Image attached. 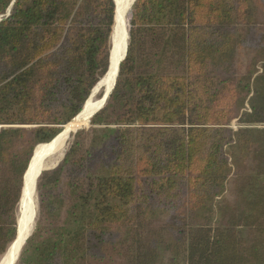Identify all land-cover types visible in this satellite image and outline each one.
I'll list each match as a JSON object with an SVG mask.
<instances>
[{
	"label": "trees",
	"instance_id": "16d2710c",
	"mask_svg": "<svg viewBox=\"0 0 264 264\" xmlns=\"http://www.w3.org/2000/svg\"><path fill=\"white\" fill-rule=\"evenodd\" d=\"M10 5L0 258L31 165L108 71L115 16L114 0ZM129 18L106 104L37 180L17 263L264 264V0H135Z\"/></svg>",
	"mask_w": 264,
	"mask_h": 264
},
{
	"label": "bare ground",
	"instance_id": "6f19581e",
	"mask_svg": "<svg viewBox=\"0 0 264 264\" xmlns=\"http://www.w3.org/2000/svg\"><path fill=\"white\" fill-rule=\"evenodd\" d=\"M133 0H114L115 4V16L114 25L112 32V64L113 69L109 74L108 79L104 80L103 83L106 86V92L110 90V86L113 85L114 73L116 70L117 62L123 55L126 35H127V19L129 18V11ZM101 85V84H100ZM99 85V86H100ZM98 86V87H99ZM98 87L93 91L97 92ZM112 87V86H111ZM100 94V93H99ZM102 102L95 100L92 96L87 100L84 105L83 112L78 115L71 124L64 127L61 134L54 140L50 145L46 146L36 157V160L28 174L27 183L23 187L22 199L20 202L21 212L18 219V237L15 243L8 249L6 254L0 260V264H13L18 253V250L26 238L27 234L30 232L32 223L34 220L35 206H34V183L36 174L39 170L44 157H53L51 161L47 163L46 166H50V163L62 154L69 135L80 126H85L88 124L89 117L98 110ZM37 149V148H36ZM58 161V159H57Z\"/></svg>",
	"mask_w": 264,
	"mask_h": 264
},
{
	"label": "water",
	"instance_id": "95a60500",
	"mask_svg": "<svg viewBox=\"0 0 264 264\" xmlns=\"http://www.w3.org/2000/svg\"><path fill=\"white\" fill-rule=\"evenodd\" d=\"M134 1L135 0H133L132 1V4L134 3ZM132 4H131V6H132ZM10 8H11V6H10ZM10 8L7 10V13H6V15L4 16V17H0V22L2 21V19H4V18H7L8 17V15H9V11H10ZM131 8V7H130ZM127 41H128V30H127V35H126V41H125V46H124V51H123V55L121 56V58H120V60L117 62V65H116V70H115V73H114V78H113V85H111L110 86V90L108 91V92H106V86H105V84L103 83V81L106 79H108V77H109V74L112 72V69H113V64H112V60H111V58H112V45H111V54H110V62H109V68H108V71H107V73H106V75L102 78V80L98 83V85H97V87H98V90H97V92H99L100 90H103V95H102V97L100 98V99H96L95 98V92H92V94L90 95V97L92 96L94 99H96L97 101H100V102H102L101 103V105H100V107L98 108V110L97 111H95L90 117H89V120L92 118V116L93 115H95L99 110H101L102 108H103V106L106 104V101H107V99L109 98V95L111 94V91H112V89L114 88V85H115V81H116V77H117V74H118V69H119V64L122 62V60L124 59V57H125V54H126V48H127ZM96 87V88H97ZM94 91V90H93ZM96 92V93H97ZM89 97V98H90ZM88 98V99H89ZM87 102V101H86ZM85 105V104H84ZM83 109H84V106H83V108H82V110H81V112L78 114V115H80L82 112H83ZM78 115L76 116V117H78ZM75 117V118H76ZM74 118V119H75ZM73 119V120H74ZM72 120V121H73ZM89 120H88V123H89ZM71 121V122H72ZM3 126H0V129L2 128ZM75 133V132H74ZM33 157H34V155H33ZM33 157H32V159H33ZM53 157H48V156H46V157H44V160H43V162L41 163V165H40V167H39V170H38V172H37V174H36V178H35V183H34V193L36 194V183H37V180H38V178H39V176H40V174L42 173V172H45V171H48V170H51V169H53V168H55L56 166H57V164L59 163H57L55 166H53V167H51V166H46L47 165V163L49 162V160L51 161V159H52ZM32 159H31V161H32ZM31 161H30V163H31ZM29 163V164H30ZM28 164V165H29ZM23 193V192H22ZM34 225H35V213H34V221H33V224H32V227H31V230H30V232L27 234V236H26V238L23 240V242H22V244H21V246H20V248H19V250H18V253H17V255H16V258H15V260H14V263L13 264H16L17 263V261H18V258H19V255H20V252H21V249H22V247L24 246V244H25V242H26V240L30 237V235H31V233L33 232V228H34ZM17 237H18V232H17V236H16V238H15V240L13 241V243L10 245V247L15 243V241L17 240ZM10 247H8V249L10 248ZM8 249L6 250V252L8 251ZM6 252L4 253V255L6 254ZM3 255V256H4ZM2 256V257H3Z\"/></svg>",
	"mask_w": 264,
	"mask_h": 264
},
{
	"label": "rangeland",
	"instance_id": "374dc122",
	"mask_svg": "<svg viewBox=\"0 0 264 264\" xmlns=\"http://www.w3.org/2000/svg\"><path fill=\"white\" fill-rule=\"evenodd\" d=\"M133 5V4H132ZM11 6V5H10ZM132 7V6H131ZM10 8V7H9ZM130 10H131V8H130ZM129 13H130V11H129ZM129 17V16H128ZM129 20H130V18H128L127 19V30H128V28H129ZM113 32V31H112ZM111 37H112V35H111ZM111 39L112 38H110V44L112 45V43H111ZM127 44H128V41H127ZM97 87V86H96ZM96 87H95V89H96ZM94 89V90H95ZM100 93V94H99ZM102 95H103V90H100L99 92H97V93H95V98L96 99H100L101 97H102ZM95 99V100H96ZM245 107H246V109L248 108L247 107V102H246V104H245ZM89 123L87 124V125H85L84 127L83 126H80L79 128H77L76 130H75V133L76 132H78L79 130H82V129H88L89 128ZM65 127V126H64ZM63 127V128H64ZM229 127L230 128H232V129H237L238 128V123H237V121L236 120H234V121H232L231 123H230V125H229ZM63 130V129H62ZM75 133L73 132V133H71L70 135H69V139L67 140V143H66V146H65V148H64V150H63V152H62V154L60 155V157H57L55 160H53L51 163H50V166L51 167H53V166H55L60 160H62V158H63V156H64V154H65V152L67 151V149L69 148V146L71 145V143H72V141H73V136L75 135ZM57 159H58V161H57ZM34 206H35V224H36V221H37V216H38V197H37V193L35 194V198H34ZM20 212H21V206L19 207V217H20ZM34 221V220H33ZM33 224V223H32ZM34 227H35V225H34ZM34 229V228H33ZM2 258V257H1ZM1 258H0V260H1ZM18 264V263H17Z\"/></svg>",
	"mask_w": 264,
	"mask_h": 264
},
{
	"label": "crops",
	"instance_id": "0c3cea01",
	"mask_svg": "<svg viewBox=\"0 0 264 264\" xmlns=\"http://www.w3.org/2000/svg\"><path fill=\"white\" fill-rule=\"evenodd\" d=\"M49 145H50V144H49ZM2 258H3V257H2ZM2 258H1V259H2Z\"/></svg>",
	"mask_w": 264,
	"mask_h": 264
}]
</instances>
